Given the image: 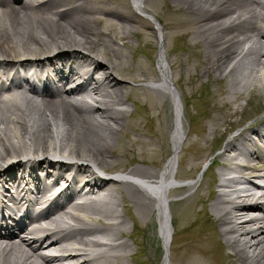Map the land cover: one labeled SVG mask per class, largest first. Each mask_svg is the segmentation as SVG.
<instances>
[{"label":"bare ground","instance_id":"bare-ground-1","mask_svg":"<svg viewBox=\"0 0 264 264\" xmlns=\"http://www.w3.org/2000/svg\"><path fill=\"white\" fill-rule=\"evenodd\" d=\"M50 1L43 6L46 7V12L31 10L34 11L32 16L28 9H32L33 0H20L15 5L0 6V57L26 59L27 53L41 56L47 54L55 45L61 51L65 49L60 48V45L72 46L78 42L89 46V40H92L93 45L90 48L96 50L97 59L77 50H70V55L94 63V70L86 73L91 75L92 80L96 75L95 83L91 80L67 91L62 86L61 90L65 91L61 93L64 96L62 103L25 90L1 96L0 171L8 170L16 157L22 159L25 156L30 157V154L46 152L49 144H58L55 136L60 139L59 153L93 157L106 165L113 155L130 154L136 165L128 172L145 182L100 181L91 186L93 196L88 201L90 203L76 204L72 197L67 198L64 207L68 209L63 213L75 224L64 223V230H70L76 235V239L83 234L93 235L86 246L99 247H91V251H96L98 255L94 264H121L124 257L132 255V247L128 242L118 241L119 237L125 236L128 228L118 205L131 208L145 222H150L159 201L160 232L167 240L164 241L167 249L172 242L169 234L171 217L165 210L166 203L171 202L167 189L182 152V138L185 133L182 128L184 110L173 87L176 58H169L162 49L159 54L158 75L151 62L147 65L137 57L138 53H133V59L142 69L135 70L132 79L130 78L132 82L156 79L161 88L126 85L127 79L115 74V71H119L118 66H126L129 58L122 47L129 42L130 35L140 38L146 34L147 29L155 28L153 24L148 19L139 17L128 3L111 7L104 0H63L67 5L78 2L71 9L63 10L64 6L62 9L58 8L63 4L50 5ZM137 1L139 9H144L145 5L147 9H151L150 5L155 0ZM168 2L171 5L168 12L184 16L174 19L172 26L182 28L179 32L181 37L192 38L194 44L190 48L202 60L198 66H202L206 74L213 72L218 80H226L227 102L256 89L264 92V0ZM7 12H11L12 16ZM9 18L12 19L13 29L8 24ZM4 20H7L5 27ZM102 23L110 26L111 30L106 31V28L102 29L97 25ZM161 23H158L160 25L153 32L159 43H164L161 32L164 25ZM112 31H117L123 45L111 36ZM150 34L153 36V33ZM246 44L249 46L246 47ZM153 45L151 40V46ZM101 46L106 47V51L101 52ZM66 55L67 52L63 51L54 59L59 60ZM63 61L69 64L68 59ZM185 61H190V58L187 57ZM0 63L10 65L11 60L4 58ZM30 64V61L24 62L25 66ZM71 70L73 67H70ZM125 89L130 94L126 95ZM128 99L139 105L147 104L150 109L161 108L164 125L159 122L158 129L154 126L151 128L158 140L153 144L159 145V148H146L149 142L145 140H134L133 146L129 148L115 145L120 133L125 132V119L132 111L126 106ZM169 100L172 101V106H176L173 119L165 111V107H170ZM133 125L132 128H140L136 122ZM169 133L175 147L174 154L164 171H153L146 164L157 167L162 165L170 150ZM263 140L264 120L242 130L237 137L227 142L219 155L223 167L218 172V180L212 190L210 216L219 224L225 244L231 247L224 253L229 264H264V202L260 200L264 198V187L261 186L264 184V169L259 164L264 161V149L261 150L260 144ZM138 144L144 146L143 151H138ZM28 161L32 166L31 158ZM118 166L125 168L128 164ZM41 167L42 164L39 168ZM79 171H87V166H78L73 180H76ZM228 171L236 174L228 176ZM252 177L260 180L254 181ZM35 178H39L37 174ZM109 183L114 185L118 193L108 187ZM240 183L243 185L239 186ZM144 185H149L150 188ZM209 200L208 197L203 199L208 204ZM93 219L99 226L94 225ZM196 222L197 220L191 222V225ZM49 224L52 225V222ZM115 229L119 237L117 235L112 244L106 236L114 233ZM78 243L70 249L77 250L79 245H85L80 241ZM63 248L67 249L68 246ZM5 249L8 252L4 264H53L50 260L33 259L34 255L28 253L25 243H14L12 246L9 242ZM90 259L87 252L85 255L69 258L68 261L70 264H89ZM163 264H167V259Z\"/></svg>","mask_w":264,"mask_h":264},{"label":"rangeland","instance_id":"rangeland-1","mask_svg":"<svg viewBox=\"0 0 264 264\" xmlns=\"http://www.w3.org/2000/svg\"><path fill=\"white\" fill-rule=\"evenodd\" d=\"M167 4H169L168 0H155L150 6L156 13L164 14L165 33L168 34L166 37L167 47L170 49V54L172 53L174 58H176V68L173 70L179 69L173 73V79L176 82L174 86L176 87L180 100L190 111V115L195 117L192 131L187 143L184 145L181 157L182 164L179 168V175H182L183 179L193 175L195 168L199 166L205 157L204 154L207 151V146L212 144L211 139L213 136L222 133L230 126V124L234 126L237 124H243L245 119L240 116V111L231 116L229 115L233 109L229 106V110L227 109V105H225V101L227 102L228 100L225 92L227 82L225 80L223 82H218L209 78V76H203V68L202 66H198L199 62L202 60L198 58L195 50L185 49L184 42L177 40L176 35L182 30V28L178 29L177 27H173L172 21L174 19L177 20L178 17L183 18L184 16L174 12L167 13ZM146 38L147 36L140 38V40L136 36H131L129 38L130 43L126 45L128 46V49L125 47V54H128L131 58V64L128 63L126 66H118L119 77L126 76L127 78H131L136 69L141 71L142 67L139 66L131 56L133 51L138 53L137 57H140L142 62L147 65L151 62L156 72L159 71V64H157L158 58L155 54L156 51L158 52L157 45L156 49L154 48V53V51H152L149 47L147 48V46L145 47V44H143L146 42L144 41ZM192 43L193 41H191L190 45H192ZM187 56L190 58V61H185ZM188 71L193 75H199L198 78H190L188 76ZM179 74H182L183 76L180 77ZM142 85L144 86L141 88H148V86H145V83ZM257 90V94L253 95L252 100L244 106L245 112L249 113L247 116L248 118L260 114L262 115L264 113V92L261 89ZM244 101L245 100H241V98L234 99L233 102H231V106L238 105L241 107ZM128 103L130 107L135 108L137 112L136 115L131 117L128 122L130 127H128V131L125 132L128 136L125 138L122 136L123 138L120 137L118 139L120 145H126L128 141L127 138L131 141L142 139L149 142V145H147L146 148L153 147L157 149L159 145L153 143L158 142V140H156L154 134L151 132V128L154 126L155 129H158L159 122L164 125V118H160L159 116L161 108L159 107L148 110L146 107L143 108L137 103H134L135 106L130 102ZM171 110L172 107L170 106L168 109L170 117ZM185 117L188 119V113L185 114ZM133 119H136L135 122L139 125L141 124L140 130L132 128L134 126L132 121ZM148 120L150 121V124L146 125ZM214 121L218 123L214 124ZM185 124L187 125V121ZM227 138L229 137H226V140L224 139L225 141H223L224 145H222V141L217 143L218 145L221 143L220 147H222L220 148V151L224 149ZM143 147L144 146L141 144L139 145V149L142 150ZM216 161L217 162L211 170L213 173L212 179H210L209 174L208 177L206 176V178L202 181V187L193 199L194 202L191 200L187 201L186 199L171 202V213H173L174 216H179L180 223L179 229L173 234L174 241L170 250V264H229L228 258L224 253L229 251L231 247H228L225 244V241L223 240L224 236L222 235L219 224H216L210 216L212 201L209 200V204L203 201V199L208 196L209 191H211L217 183L215 182L216 175H214V173L219 172L222 162L221 159L217 157ZM188 194H190V191L187 188H183L181 190H172L168 193V197L170 200H175L176 198L185 197ZM133 215L134 216L131 217V219L128 217L125 219L129 228H131L133 220H135V213H133ZM136 217V222L144 224L145 220L141 219L139 216ZM196 220V224L191 225V222ZM221 241L224 244V248L220 244ZM148 250H150V246L148 247ZM156 252L161 258L162 253H160V249L159 252L157 250ZM210 260L212 261L210 262ZM129 264L133 263L129 262Z\"/></svg>","mask_w":264,"mask_h":264}]
</instances>
